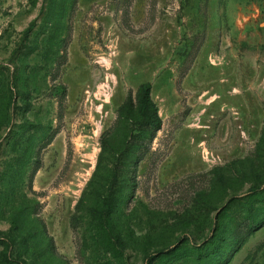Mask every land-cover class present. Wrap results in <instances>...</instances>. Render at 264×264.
<instances>
[{
	"label": "rangeland",
	"instance_id": "obj_1",
	"mask_svg": "<svg viewBox=\"0 0 264 264\" xmlns=\"http://www.w3.org/2000/svg\"><path fill=\"white\" fill-rule=\"evenodd\" d=\"M144 82L162 126L140 141L119 107ZM263 198L264 0H0L12 264H264Z\"/></svg>",
	"mask_w": 264,
	"mask_h": 264
},
{
	"label": "trees",
	"instance_id": "obj_2",
	"mask_svg": "<svg viewBox=\"0 0 264 264\" xmlns=\"http://www.w3.org/2000/svg\"><path fill=\"white\" fill-rule=\"evenodd\" d=\"M55 88H61V92L59 93V95H60V98L63 99L66 95L65 86L64 85H58V86H54V89ZM134 101H135V103H134ZM29 106H30V104L26 103L25 111H27L29 109ZM127 107H134L137 110L138 115H139L138 126L136 127L137 133L135 135L137 137V140L141 141V140H145V139H148V140L153 139L156 136L157 131H159L161 129L162 120L158 115V108H157L155 102L151 98V83L150 82L141 83L137 87L134 95L131 91L128 93L126 99L124 100V102L119 107V110L123 111ZM54 134L55 133L53 132L47 137V139L43 143L44 146H47L52 142ZM148 134H149V137L147 136ZM40 167H41V160H37L35 162V165H34L32 171H31L30 180L33 179V177L35 176L37 171L40 169ZM116 181H117V174H116V171L114 170L112 173V176H111L110 183L108 185V195L104 199L102 212L106 213L112 209L113 203L111 202V193L114 190ZM12 183L16 184L17 181L12 179ZM261 201H264V198L261 199ZM76 222H77V215H76V213H74L72 215V218H71V223H72V225H74ZM255 226L256 225H254V223L251 224V226L248 228L247 233H245L243 235V237H239L237 239L236 248L241 247L244 244L245 240L248 238V236H250L257 229L260 228V227H255ZM43 227H44V225H43ZM49 243L52 247L53 246V238L52 237H49ZM0 245L4 246V250H5V251H3V256H2L3 261H5L6 264H12L11 263L12 259L10 258L12 245L9 243V241H7V239L2 237L1 232H0ZM226 262L227 261H225L221 264H226ZM146 264H151V262L148 261Z\"/></svg>",
	"mask_w": 264,
	"mask_h": 264
}]
</instances>
